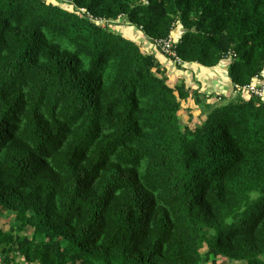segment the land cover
<instances>
[{"label": "trees", "instance_id": "trees-1", "mask_svg": "<svg viewBox=\"0 0 264 264\" xmlns=\"http://www.w3.org/2000/svg\"><path fill=\"white\" fill-rule=\"evenodd\" d=\"M54 1L0 0V264H264V101L235 93L264 80V0ZM118 22L227 63V101Z\"/></svg>", "mask_w": 264, "mask_h": 264}, {"label": "rangeland", "instance_id": "rangeland-1", "mask_svg": "<svg viewBox=\"0 0 264 264\" xmlns=\"http://www.w3.org/2000/svg\"><path fill=\"white\" fill-rule=\"evenodd\" d=\"M56 4L54 0H52ZM63 8L68 7L67 4H60ZM117 25V26H116ZM113 26L115 30H118L119 32H124L126 36H131L134 38H138L140 33L138 30H133L130 25H128L125 22H118ZM181 30V27H180ZM176 32L177 29L174 31V40H176ZM171 63V62H170ZM227 64V63H226ZM228 65V64H227ZM201 66V65H200ZM203 67V66H202ZM206 68V67H204ZM223 70V69H219ZM225 70V69H224ZM167 72L169 75V78L173 84H177L179 81H184L188 87L197 90L200 94L207 97V103H215L218 104L220 102L227 101V97L229 96L231 92V83L227 77L226 70L223 72H220L216 69L213 70H205L200 71L195 68L189 67V70L185 73L183 70H181L177 64H174L172 62L167 67ZM223 96V97H222ZM198 105L192 100L191 102H184L183 103V111L181 112V116L184 122H189V125L194 127L196 125V122L198 120V116L201 112V109L198 107ZM16 217V213H12L10 215L4 214L0 218V226L4 228L5 230L10 229V225L14 223V219ZM32 231L31 228H27L25 230V234ZM229 262L227 260H221L219 264H228Z\"/></svg>", "mask_w": 264, "mask_h": 264}, {"label": "crops", "instance_id": "crops-1", "mask_svg": "<svg viewBox=\"0 0 264 264\" xmlns=\"http://www.w3.org/2000/svg\"><path fill=\"white\" fill-rule=\"evenodd\" d=\"M132 27V26H130ZM133 30H138V32L140 33L139 37L138 38H134V37H131V36H126V34L124 32H121L122 35L124 37H126L127 39H130V40H133L135 41L139 46H140V49L143 51V52H146V53H149V54H155L157 56V58L160 60V62L162 63V65L164 67H168L173 61H171L169 58L165 57L164 55L160 54L159 51L160 49L157 48L155 46V44H153L152 42H150L146 37L145 35L137 28L135 27H132ZM183 29L181 28L180 30V26H178L177 28V32H176V40H179L183 34ZM171 62V63H170ZM176 64V63H174ZM183 65V70L185 73L189 70V67H192V68H195L197 70H200V71H204L205 70H213V69H216L220 72H223L226 70L227 72V77H228V65L225 63V62H222L220 63L218 66L216 67H213V68H204L202 66H200L199 64H196V63H192V64H182ZM219 69H223V70H219ZM225 69V70H224ZM169 76V75H168ZM229 79V77H228ZM230 81V80H229ZM231 83V82H230ZM187 85V84H186ZM188 87V86H187ZM232 86H230L231 88ZM190 88V87H189ZM192 89V88H191ZM194 90V89H193ZM231 90V89H230ZM192 100H189L187 102H191ZM184 103V102H183ZM195 106V105H194ZM197 107V106H195ZM198 108V107H197ZM184 119V118H183ZM185 120V119H184ZM188 122V121H187Z\"/></svg>", "mask_w": 264, "mask_h": 264}, {"label": "built area", "instance_id": "built-area-1", "mask_svg": "<svg viewBox=\"0 0 264 264\" xmlns=\"http://www.w3.org/2000/svg\"><path fill=\"white\" fill-rule=\"evenodd\" d=\"M173 42L174 39L171 38V40L161 43L160 46H163L162 49L164 52L169 53L170 55H174L173 57H176L174 51H173ZM176 62H180V60L176 57ZM257 81H253L252 84L246 85V86H235V93H243L248 95H254L258 97L260 100L264 101V80L256 79Z\"/></svg>", "mask_w": 264, "mask_h": 264}]
</instances>
